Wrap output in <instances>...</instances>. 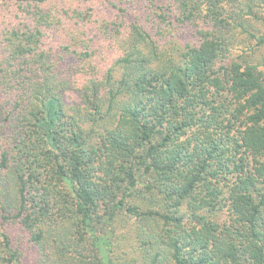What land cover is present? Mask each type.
I'll return each mask as SVG.
<instances>
[{
  "label": "trees",
  "instance_id": "1",
  "mask_svg": "<svg viewBox=\"0 0 264 264\" xmlns=\"http://www.w3.org/2000/svg\"><path fill=\"white\" fill-rule=\"evenodd\" d=\"M0 264H264V0H0Z\"/></svg>",
  "mask_w": 264,
  "mask_h": 264
}]
</instances>
